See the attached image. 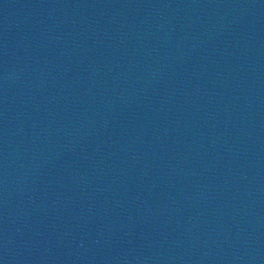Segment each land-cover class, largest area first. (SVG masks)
<instances>
[{
    "label": "water",
    "instance_id": "95a60500",
    "mask_svg": "<svg viewBox=\"0 0 264 264\" xmlns=\"http://www.w3.org/2000/svg\"><path fill=\"white\" fill-rule=\"evenodd\" d=\"M0 264H264V0H0Z\"/></svg>",
    "mask_w": 264,
    "mask_h": 264
}]
</instances>
